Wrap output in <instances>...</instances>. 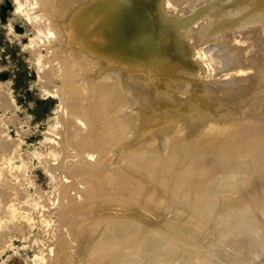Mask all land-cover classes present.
<instances>
[{"label":"bare ground","instance_id":"1","mask_svg":"<svg viewBox=\"0 0 264 264\" xmlns=\"http://www.w3.org/2000/svg\"><path fill=\"white\" fill-rule=\"evenodd\" d=\"M194 1L190 3L193 7V3L203 6L206 0L203 3L201 0ZM210 1L211 5L217 2ZM252 1L253 4L264 7V0ZM37 2L39 9L47 15L43 19L48 18L46 21L49 30L54 32L50 31V35L56 38L52 39L53 42L50 39L54 58L51 71L48 72L61 77V89L64 88L67 103L73 109L69 112L71 118L68 120L64 117L63 120H72L71 123L65 122L66 133L69 136H77L76 142H82V146L90 145L88 148L92 147L97 155L93 156L92 150L86 149V146L81 155L74 156V163L69 162L70 170L67 169L68 163L63 164L68 166L65 169L69 173L72 170V177L78 172L77 176L82 174L80 176L84 179L81 180L85 183L81 180L80 182L86 186L83 191L86 190L84 194L88 198L84 199L87 196L83 194V201L76 195L80 201L70 197L74 202H67L69 192L67 193L65 184L62 185L65 186L63 193L66 192L63 196L67 198H63L66 203H62V199L59 204H65L63 212L67 213L60 214L69 222V235L68 230V236L64 233H56L57 238L50 235V238L57 239L53 240L56 242L57 253L55 252V257L48 258L46 264H260L259 259L253 257L257 255L256 251L252 252L250 249L251 245H254L255 235L252 237V244L249 238L247 241L251 244L248 246L249 254L246 252L248 248L245 249L248 244H240V248L244 247L246 250L241 254L234 250L237 248H232L236 253L234 256L239 255L234 262L233 259L226 260L227 256L226 259L222 258L221 251L227 247L224 244L227 237L219 236L216 230L217 227L222 228V233L225 234V229L230 233L244 227L242 230L245 232H239L242 231L245 235L246 230L258 233L264 228V118H259L260 115H256L254 109L243 108L251 94L248 93V88L258 89L252 92L255 96L254 93L260 94L259 91L264 88V54H260L261 51L263 53L264 46H260L261 49L257 47L264 38L259 35L258 37L256 33L259 29L256 27L261 28L258 23L263 20L264 25V12L262 11V15H256L262 16L259 17L261 21L259 18L252 19L254 22L250 25L256 24L255 27L246 26L241 22L242 24H236L233 31L228 23L230 28L227 29L232 32L226 33L228 30L225 24L224 28L220 22L218 23L221 26L217 25V21H220V15L217 13L219 9L217 12L213 11L218 20L214 22L215 20L210 18L216 23L212 27L216 25L220 30L227 31L224 30L226 34L224 33L223 37V32L221 37L215 33L219 35L218 38H212L210 41L217 40V44L222 46V51L224 49V53L228 55L225 56L227 61L222 57L225 60L223 62H228L226 70L233 82L230 85L229 81L224 82L227 78L225 73L222 80L221 71H216L220 69L215 68L218 64L213 66L215 61H220L216 56V53L220 52L218 49L214 50L215 58L212 57V51L211 55L208 53L210 50L207 51V47L202 46L204 43H200L195 50L194 44L198 40L190 41L191 38L187 36L193 31L189 24V28H186L191 31H188L187 35L174 24L176 18L174 25L167 24L172 20L168 22V15L165 20L163 6L167 5V13L177 14L175 10L180 12L186 9L183 6L184 0H165V5L164 0ZM189 2L185 4L187 8ZM245 2L242 1L241 5L246 6L245 10L248 11ZM219 3L215 6H227L226 3ZM248 3L250 5L252 2ZM211 5L209 14L208 11L206 13H212L213 16ZM197 6L191 9L194 10ZM237 6H240V3ZM244 7L237 8L244 13ZM189 8L185 12L188 11L190 16L183 13L191 19ZM220 9L224 15L225 10L227 14L228 9L230 10H224L222 7ZM198 10L192 12L194 17H197ZM236 11L234 9L233 19L231 17L232 21H229L234 22L232 28L237 21ZM202 12H205L204 9ZM240 12L239 16L246 17L245 13L240 15ZM252 12L250 14L248 11L250 22ZM201 15L198 23L202 28L201 23L205 22L202 18L205 14ZM230 15H227L229 20ZM234 15H237L236 21ZM253 16L255 18V15ZM206 17L204 18L208 22L210 16ZM224 17L220 16L221 20ZM192 19L194 30H201L193 17ZM241 19L242 17H239L236 23ZM246 19L247 22L244 23L248 24V18ZM178 21L175 23L180 22L182 25V21ZM207 25L209 27L210 23ZM205 26L204 24L203 28ZM212 27L206 28L203 34L205 31L211 30L212 34L218 30L217 28L212 31ZM182 28L185 29L183 25ZM261 30L263 26L259 31ZM203 34L200 35V40H204ZM208 34L207 32L205 36L209 37ZM211 34L210 37L214 33ZM261 35L264 37V33ZM194 36H197V33ZM188 37L189 42L193 44H189L193 50L188 47ZM207 41L209 43L208 39ZM213 45L216 46L215 43ZM223 62L219 64L225 65ZM222 68L225 72L224 67ZM218 71L221 73L220 78H217ZM51 74L50 78L53 76ZM239 85L247 88L242 90L241 94L234 92L243 88ZM67 107L69 106L66 105ZM64 113L66 116V112ZM67 135V141H73V138L69 139ZM75 139L70 147L77 151L74 152L76 155L83 150L78 143L81 151L78 146L76 149ZM72 145H75L74 148ZM3 146L4 141L0 140V152L5 155L8 152L5 149H8ZM88 150L92 155L88 154L87 157L85 153ZM5 158L8 159V156ZM70 174L68 177H71ZM127 184H130V187ZM2 185L0 184V201L4 198L10 201L11 193L6 188L2 189ZM71 190L74 189L69 190L73 194ZM80 190L78 189V192ZM62 197L57 195L58 199ZM61 222L63 223L62 220ZM64 226L63 232L67 227ZM247 226L251 230L245 229ZM60 228L62 230V224ZM239 232H233V235L237 236ZM259 234L257 239H260ZM241 237L240 242L243 241ZM260 237L263 238L261 234ZM237 239L236 245L238 243L239 247ZM230 241L229 239V243ZM257 243L261 242L258 240ZM230 246L227 248L231 249ZM254 247L256 250L257 246ZM251 252L254 254L251 255ZM224 253L223 255H226ZM231 254L233 257L234 253Z\"/></svg>","mask_w":264,"mask_h":264},{"label":"rangeland","instance_id":"2","mask_svg":"<svg viewBox=\"0 0 264 264\" xmlns=\"http://www.w3.org/2000/svg\"><path fill=\"white\" fill-rule=\"evenodd\" d=\"M191 1L193 2L194 0H190V2H189V0L187 1V2H189L188 6L190 7V8L189 7L188 8L191 10V14H192V17L194 18V21H196L195 24L200 22V16H202L201 13L205 14L207 17L205 15H204V17H206V18H208L210 16L209 19H207V20H209L208 22L206 21V19L204 17L202 18L206 22V23L205 22L201 23L202 28L204 27V24L206 25L205 28H203V31H201L202 28L199 25L200 23H198V25L200 26L201 30H199V29H198L199 31L194 30L195 28L193 27L194 22H193L192 17H191V19H190V17H189V19H188V17H186L187 15L190 16V14L188 13V11L185 12L186 9L188 10V8L186 7L187 5H185V4H187V2L185 0H184L183 6H185L184 8H186V9L184 10L182 8L183 7L182 6L181 8L183 9V11L181 10V8H179V10H181L180 12L178 11V9L175 11H177L180 15H182V14L184 15L183 12H185V14H187V15L186 16L182 15V16H183V18L186 17L187 19L184 18V20H183L182 16H180L178 13L176 14L174 12V10H173V12H174L175 16L173 13H172L173 16L171 13H167L165 11V9L167 8V5H166V6H163L164 10L162 11L166 14V16L164 15L165 20H166V17L168 15V17H169V18L167 17L168 22L170 19L172 20V22L170 21V23H167V24H172V25L176 24V26H178V30L183 29L184 35H187L188 31L189 32L191 31V29H189V30L187 29V28H189V26H188V24H189L190 28H192L193 31H191L192 33H189V35H187V36H189L192 40L188 37V39L186 41L189 42V39H190V41H193L194 39L196 41L198 40V42L196 43L197 45L194 44L195 50H196V47H198V45L200 43H201L200 45H202V43H204L202 46L207 47V49H208L207 51L210 50L208 53L209 54L213 53L212 57H214V58H215V56H214L215 51L214 50L217 51V49H218V51H220V52H217L216 53L217 55L216 54L215 55L219 58L218 59V60H220L219 63L223 62V60H224L222 56H224V58H225V56H228V55H226L224 53L225 52L224 49L222 51V49H221L222 46H220V43L217 44L218 41L214 40V39L216 37L218 38V36L220 34L222 35V32H223V35H222V37H223L229 31H231V30L234 31V29H236L235 26H237L236 24H240L241 22L243 24H245L246 26L248 25V26L255 27L256 24L250 25V23L252 24L254 22V20L259 18L264 12V7L262 8L261 5L258 6L257 4L256 5L253 4L252 0H245L247 3L244 0H242L243 3L245 2V4L247 5L248 11H250V14H251V11H253L252 16H251V22H250V19H249L250 14L248 13V11L245 10V9H247L246 6L244 7V5L243 6L241 5V4H243V3H241L242 1L238 2V0H236V1L235 0L234 1L229 0V2H227V0H226L224 2V0H220L221 1L220 2L219 0H214V1H217V2H214V4L212 3V5H214V7H215L214 8L211 5L210 0H206V1L201 0L202 3L205 1L203 3V6H200V5L197 6L196 3H193V4H195V6H197L196 9H194V10L199 9L197 14L195 13L197 15V17H194L192 12H194L193 8L195 6L193 7L192 4H190V3H192ZM197 1H199V0H197ZM197 1L195 0L194 2H197ZM249 1H250V3L252 2L251 4H253V5H251V4L249 5V3H248ZM207 2H210V3H207ZM219 2L222 4L226 3V2L227 3L233 2L232 4L230 3L231 6H229L230 4H227V3H226L227 6H224L225 9L230 8V10L228 9L229 15L234 13V9L236 11V9H238L240 7H244V9L243 8L242 9H243V12L245 13V16L248 18L249 23L248 24L244 23V22H247V19H246V17H244V15L239 16V12L242 10L238 9L236 11V14L238 15V16L236 15L237 18L234 15V19L236 18L237 21H236V19L234 21L238 22L239 17H242V19H241L242 21L239 20V23L235 22V25H233L234 28H232V24L234 22H229V21H232L233 14H232V16L230 15V20H229V18H228L229 16L227 17L228 14L226 13L227 10H225L223 8V6H221V7H222V9L225 10L224 11L225 15L226 14L227 15L225 16L224 14H221V11H223V10L220 9L221 4ZM234 2H237V3H234ZM165 3L166 2L164 0L163 5H165ZM205 3H207L206 5L208 6V8H206L207 6L205 5ZM216 3H219L220 5L217 7V5L215 6ZM239 3H240V6H237ZM197 4H200V3H197ZM210 5H211V9H213V10H211L212 12L213 11L217 12V9H219L218 10L219 12H217V13H219L218 16L220 15L221 17H224V16L226 17V18L224 17L225 19L222 18V20L223 19L225 20V23H224V20L222 22V20L219 16L220 21H217V25H219L218 22H220V24L222 23L221 24L222 26L221 25H219V26L224 28L223 24H225V28L227 29V28H230L228 26V23H229V24H231V28H230L231 30L227 29L228 30L227 31V30L223 29V31H222L219 29V26L217 27L216 25H215L216 27L215 26L212 27V25L216 24L214 22H216V20H218V17H216L217 14H215V12H213L214 13L213 16H212V13H210V15H208L210 12L209 11ZM234 5L237 6L238 8L233 7ZM254 5L256 6V8ZM253 6H254V8H253ZM257 6L260 8H258ZM191 7H193V8L191 9ZM39 8H40V6H39V3L37 2V0L36 1L35 0H32V1L31 0H0V138H1L0 140L2 142L4 141L5 146H3V147L8 149V150L5 149V151H8L7 153L4 152V153H6L5 155H3V152L2 153L0 152V155L2 154L1 155L2 157L0 160V184L4 185V186L2 185V187H3L2 189L6 188V190L9 193H11L10 195L12 197V198L9 197V198H11L10 201L5 199V198L2 201H0V264H41V263L46 264L49 259L55 257V255L57 253L56 242H55V241H57V239H55V238H57L56 236L59 235L60 233L61 234L64 233V235H67L69 233L68 227H70L69 222L67 221L66 217L64 216L65 217V219H64L63 215H62V214L67 213L66 211L63 212V210H64L63 207L65 204H62V205L59 204L60 200H62L64 198V196L66 195V192L64 194L63 193L64 191L62 189L65 186L68 189L67 193L69 192V195L67 194V196L69 198H67V197L64 198V199L67 198V202H70V201L74 202V200H75L74 198L77 199L78 196L81 199L83 197V194L86 192L85 189H84L85 191H83V187H86V186L82 183V182H84L81 180V179H84V177L81 178L82 174L80 173L81 176L80 175L77 176L79 174V172L78 173L76 172L77 174L74 175L75 173H73L74 176L72 177V174H70V173H72V170L69 173L65 169L66 167L69 166L67 169L70 170L69 168L71 165L69 162H71V163L73 161L75 162V160H76L75 157L76 156L78 157V155H81L82 152H84V147H86L87 145L82 146L83 145L82 142H79V143H78V141L76 142V140H78V139H75L77 136L74 137L71 134L72 137H70L71 135L69 136L66 133V130H65L66 123L72 121V120L68 121L71 118L70 117L71 114H69V112L71 113L73 109H71L72 107L70 106V104L67 103L66 94H64L65 90L63 91L64 88L61 89L63 87V84H62L63 81H62V79H60L61 77L60 76L57 77L56 74H54L55 75L54 76L53 74L49 73L51 71L50 69L52 68V63H53V58H54V52H53L51 41L53 42L54 40H52V39H56V38H52V36H51L52 34L50 35V33L52 31L49 30L50 28L47 26L48 21H46V20H48V18L46 20H44L47 17V15ZM202 8L204 9L205 12H202L203 11ZM231 8L233 9V12L231 11ZM200 9H202L201 12H199ZM39 11H42V12L39 13ZM206 11H208V14L206 13ZM230 11H231V13H230ZM181 12H182V14H181ZM255 12H257V13L255 14ZM43 13L45 14V16ZM198 13H200L199 16H198ZM241 13L242 12H240V15H241ZM244 13H242V14H244ZM258 13L259 14L262 13V14L258 17V16H256ZM38 14L42 18L38 17L39 16ZM178 15H179V17H178ZM253 15H255V18ZM262 16L264 17V15H262ZM231 17H232V19H231ZM243 17H244V19H243ZM177 18L182 19L179 21H182L181 24L183 25V27H185V29L187 31H185V29L182 28V25H180V22L178 21ZM196 18H199V20H197ZM210 18H213V20H215V21L212 22V20H210ZM174 19L176 22L178 21L179 24L175 23ZM226 19H227V22H226ZM252 19H254V20H252ZM259 19L261 21L264 18H262V19L259 18ZM185 20H188V21L190 20L189 22L192 21L193 24L189 23L187 21H186L187 24H185L186 23ZM173 21H174V24H173ZM203 21H201V22H203ZM43 22H45V24ZM257 22H259V21H257ZM207 23L208 24L210 23L209 27H207L208 26ZM262 23H263V20H262ZM262 23L261 22L258 23L259 25H261V28H260V26L256 27V29L259 28L258 31L260 29H262V26H263V30H264V25ZM179 26L181 28H179ZM186 26H188V27L186 28ZM199 26L197 28H199ZM211 27H212V31L214 29L216 30L218 28L219 31L218 30L216 32L213 31V33L214 34L217 33L219 35L215 34L216 35L215 36L212 33L215 36L214 37L210 33L211 30L205 31L206 34H207V32L209 33L208 34L209 37L205 36L206 35L205 33L203 34L204 30H207L208 28L211 29ZM250 28H252V27H250ZM224 30L227 32L225 33ZM263 30H261L262 33H264ZM220 31H221V33H219ZM258 31L256 30L257 36L258 35L262 36V39H263L264 37H263V35H261L262 34L261 31H259L260 34L258 33ZM194 32L197 33V36H194L195 35ZM52 33H54V32H52ZM201 33L203 34L202 38L205 37L204 38L205 41H207V39H208L209 43H213V44L215 43L216 46L214 47L213 44H209L208 41L206 43L204 40H202V39L200 40L199 37H201L200 36V35H202ZM198 34H199V37H198ZM210 34L212 35V37H210ZM221 35L219 37H221ZM187 36H185V38ZM54 37H57V36H54ZM195 37H198V39ZM212 38H214L213 41H210ZM50 39H51V41H50ZM261 42H260V44H261ZM263 43H264V41L262 42V44ZM187 44L193 45L192 42L191 43L189 42ZM260 44L259 45L257 44V47L259 46V48H260V46H261L263 48L264 44L263 45L262 44L260 45ZM218 46H219V48H218ZM188 47L191 49L192 46L190 47V45H189ZM211 48H213V50H211ZM191 50H193V48ZM221 53H222V55H221ZM260 54L263 55L264 51H263V53L261 51ZM218 55H220V56H218ZM217 57L215 60H217ZM220 57H222V58H220ZM262 58H264V57L262 56ZM225 60H226V58H225ZM219 63L215 61V65H213L215 67L218 64V67H215V68L220 67V69H221V70L216 69V71L219 70L222 73V76H221V73L219 71L218 72L220 74L218 72H216L218 74L217 78L218 77L220 78V76L222 78L223 74L225 73L224 76H225V78L227 76L226 79H228V80L224 79V77L222 78V80L224 79V82L229 81L228 83H230V85H231V83H233V82L231 81V79H229V77H228L229 73H227L228 71L226 70L228 62H226L227 64L225 62H223V63H225L226 66L221 64V65H223L222 67H224V70H226L225 72L222 70L223 68L221 67V65ZM48 70H49V72H48ZM46 74H47V76H46ZM49 74H51V76L52 75L53 76L50 78ZM230 78H232V77H230ZM249 79L251 80L252 78H249ZM61 81H62V83H61ZM228 83H226V84H228ZM244 84H245V82H244ZM241 86H243V85H239V87H241ZM246 89L247 88H245V86H243V88H239L236 91L234 90V92H239V93L241 92L242 93V90H246ZM263 89H262V91H259L260 94L254 93V94H256V96H255L252 94V92H254L255 90H253L252 88L250 90L248 88V90H249L248 93H251V94L249 95V97L247 98V100L243 106V108L248 109V110H253V109L256 110V112H257L256 115H258V116L260 115L259 118L261 116L264 118V99H263L264 93H262L264 91ZM243 92L247 94V92H245V91H243ZM61 94H62L63 98H62ZM58 95H59V97H58ZM260 95L262 97H260ZM64 96H65V98H64ZM66 105L69 107L66 108ZM64 112H66V116H65ZM68 114H69V116H68ZM62 115H63V117H62ZM64 117L66 119H68V120H66L67 122L63 121V120H65ZM66 135L69 136V139L73 138L72 139L73 141L75 139L76 146L72 145L73 148L75 146L77 149V146H78L77 143L80 146H82L83 151H81L79 146H78V148H79L78 150L81 151V153H78L76 155L74 154L75 150H73L72 147H70V145H71V143H73V141H71L69 139H68L69 141H67L68 137H66ZM65 137H66V139H65ZM79 139H80V137H79ZM80 141H81V139H80ZM88 146H90V145H88ZM88 146L86 147V149L88 148ZM88 149H90V148H88ZM72 150H73V152H71ZM90 150H92V147ZM90 150L86 151L85 156H87L88 154L89 155L93 154V156L96 155L94 153L95 151H93V150L91 152L92 154L89 153ZM6 155L8 156V159L5 158ZM64 162L68 163V164H66L68 166L63 165ZM60 165L62 168L60 167ZM73 172H75V171L73 170ZM68 173L70 174L71 177H68L69 176ZM3 174L5 177L3 176ZM76 177H80V178L77 179ZM75 178H76V181H75ZM70 180H73V181H70ZM80 180L82 182H80ZM66 183H69V184L66 185ZM71 183H74V185H71ZM63 184H65V186L62 187ZM81 184H83L84 186ZM60 186H61V189H60ZM69 186H70V188H69ZM74 186H75V188H74ZM128 186L130 187V184ZM76 187H77V190H76ZM72 188L74 189V191L71 190V192L73 191V194L70 193V191H69ZM78 189H81L80 192H78ZM9 190H11L12 192H10ZM61 191H62V193H59ZM63 194H64V196H63ZM79 194H81V195H79ZM85 194H84V196H87ZM57 195L59 197H62V196L63 197L61 199L60 198L58 199ZM72 195L73 196L75 195V197H73ZM76 195H77V197H76ZM70 197L74 200L70 199ZM87 198H88V196L84 199H87ZM64 199L61 201L62 203L64 202ZM78 199H77V201H80V199L79 200ZM84 199H83V201H84ZM13 201H14V203H13ZM9 203H11V204H9ZM64 203H66V202H64ZM60 213H62V214H60ZM60 219L63 221V223L66 220L65 223L63 224ZM66 222H68L67 223L68 225H66ZM61 224H62V230L60 228ZM262 224H264V222ZM63 225H65L64 228L67 226L65 228L64 232H63V230H64ZM57 226L58 227L60 226V227L58 228ZM263 227H264V225H263ZM243 228L241 227V229H239L238 231L237 230H234V231L230 230L231 231L230 233L228 232V230L225 229V234H224V233H222V232H224V230L222 228H219L220 230L222 229V231H220L217 227V230H216L217 234H219V236L224 235L225 238L227 237V239H228V241H227V239L224 238L225 242H226L224 244L227 247H228V245L230 246V244H232V243L234 244V245H231L232 247L230 246L231 249H228L226 247L227 250L223 249V251H221L222 252V258L226 259V256H227L226 260L232 261V259H233V261L236 262L234 259H237L236 256H239V255L234 256L236 254L235 251H237V254H239V253L241 254V253H243V250H244V247L242 249L240 248L242 246L240 244L244 243L243 245L245 246L246 244H248L247 241L249 239H250L249 242H251V244H252L253 242L251 240L255 237L253 239L254 245H251L249 243L248 245L245 246L246 247L245 249L248 248V250L247 251L244 250V251H246L249 254L250 252H248V251H250V250H249L248 246L251 245V247H250L251 251L252 250L254 252L256 251L255 254H257L253 257H255L256 259H259L260 264H264V249H263L264 245L262 246V244H264V243H262V241L264 240L263 239L264 238V236H263L264 235V233H263L264 228H261V230L262 229L263 230L258 231V233H257L256 231L255 232L252 231L251 228H249L247 226V228L245 227V229L249 228L248 230H251V231L247 232V230H246L245 235H243V233L245 232V230H242ZM59 229H60V231H59ZM67 230H68V232H67ZM240 230H242L243 233H242V231L240 233L239 232ZM55 231H57V232H55ZM66 232H67V234H66ZM220 232L222 234H220ZM233 232H235V233L239 232L237 234V236L240 234L242 237L239 235L238 236L239 238H238L236 236V234L234 236ZM252 232L254 234H252ZM259 232H261L260 234L263 238L260 237ZM56 233H57V235H56ZM255 233H257V234H255ZM51 234L55 238L54 237L50 238ZM258 234H259V238L262 241H260V239H257ZM253 235H255V236L253 237ZM240 237H241V239H243V241L241 240V242L239 241ZM229 239L231 241L234 239L235 241L233 240L234 242L230 241V243H229ZM236 239H237V242H239V247H237L238 243L236 245ZM255 239H257L256 240L257 242L259 240V242H261V243L255 242ZM53 240H55V241H53ZM245 241H246V243H245ZM53 242H55V245L53 244ZM52 244L54 245L53 247H52ZM259 244H260V246H259ZM254 246H257L256 250H255ZM252 247L254 249H252ZM232 248L233 249L237 248V250L234 249L235 250L234 251ZM239 248L242 250V252H240L241 250ZM238 249H239V251H238ZM51 250H53V251H51ZM44 252L47 255L44 254ZM223 252H225L224 254H226V255H223ZM252 252H251V255L254 254V253L252 254ZM231 253H234L233 257H232ZM52 254H54V255H52ZM228 257H231V259H229ZM240 264H243V263L240 262Z\"/></svg>","mask_w":264,"mask_h":264}]
</instances>
